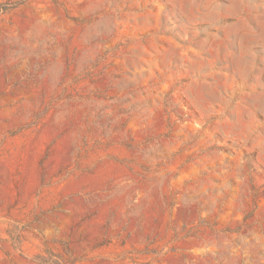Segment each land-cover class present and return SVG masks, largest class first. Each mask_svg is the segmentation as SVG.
Segmentation results:
<instances>
[{
	"label": "rangeland",
	"instance_id": "374dc122",
	"mask_svg": "<svg viewBox=\"0 0 264 264\" xmlns=\"http://www.w3.org/2000/svg\"><path fill=\"white\" fill-rule=\"evenodd\" d=\"M264 264V0H0V264Z\"/></svg>",
	"mask_w": 264,
	"mask_h": 264
},
{
	"label": "trees",
	"instance_id": "16d2710c",
	"mask_svg": "<svg viewBox=\"0 0 264 264\" xmlns=\"http://www.w3.org/2000/svg\"><path fill=\"white\" fill-rule=\"evenodd\" d=\"M35 261L40 264H61L59 261L47 262L43 256H36Z\"/></svg>",
	"mask_w": 264,
	"mask_h": 264
}]
</instances>
